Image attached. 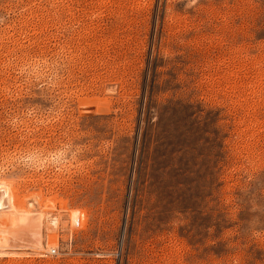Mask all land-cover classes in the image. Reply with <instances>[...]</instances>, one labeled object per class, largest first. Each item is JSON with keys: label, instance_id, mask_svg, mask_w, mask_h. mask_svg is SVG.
<instances>
[{"label": "rangeland", "instance_id": "374dc122", "mask_svg": "<svg viewBox=\"0 0 264 264\" xmlns=\"http://www.w3.org/2000/svg\"><path fill=\"white\" fill-rule=\"evenodd\" d=\"M0 264H264V0H0Z\"/></svg>", "mask_w": 264, "mask_h": 264}, {"label": "bare ground", "instance_id": "6f19581e", "mask_svg": "<svg viewBox=\"0 0 264 264\" xmlns=\"http://www.w3.org/2000/svg\"><path fill=\"white\" fill-rule=\"evenodd\" d=\"M8 219L11 222H13V224L15 225V227H17L21 231V233H24V234L25 233H28V235H29L28 238L30 239L29 242L35 243V239L33 238V236L31 235V233L29 231L32 230V228H34V227H41V225L39 223V220H37V221H35V223H33L30 220V215L27 212H25V210H22V212H18V213H15V214L8 215ZM8 219H7V221H8ZM55 220H56L55 218L52 219V221H53L52 223L54 225L56 223ZM21 235H23V234H21ZM27 236L25 235V237H27ZM35 245H36V243H35Z\"/></svg>", "mask_w": 264, "mask_h": 264}, {"label": "built area", "instance_id": "2783aa9c", "mask_svg": "<svg viewBox=\"0 0 264 264\" xmlns=\"http://www.w3.org/2000/svg\"><path fill=\"white\" fill-rule=\"evenodd\" d=\"M53 252H54V249L51 248V249L49 250V253L52 254Z\"/></svg>", "mask_w": 264, "mask_h": 264}]
</instances>
